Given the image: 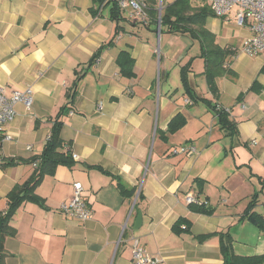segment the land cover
Masks as SVG:
<instances>
[{
    "label": "crops",
    "instance_id": "1",
    "mask_svg": "<svg viewBox=\"0 0 264 264\" xmlns=\"http://www.w3.org/2000/svg\"><path fill=\"white\" fill-rule=\"evenodd\" d=\"M143 1L140 17L115 0V18L107 1L0 0V86L7 94L30 87L33 98L3 125L10 139H0V211L35 169L30 160L62 107V149L77 155L43 177L39 202L17 208L15 234L2 243L4 264H132L135 241L150 264H222L218 235L196 238L214 232H229L237 255L264 256V231L241 218L254 195L253 210L264 216V53L242 50L249 31L236 24V8L208 16L214 42L235 51L212 93L199 41L161 30L162 8L174 0ZM121 50L134 59L133 75L120 72ZM218 109L234 130L220 123ZM176 115L184 123L170 131ZM8 159L15 163L2 166ZM118 181L135 192L123 195ZM74 182L90 219L59 210ZM187 194L213 212L191 210Z\"/></svg>",
    "mask_w": 264,
    "mask_h": 264
},
{
    "label": "trees",
    "instance_id": "2",
    "mask_svg": "<svg viewBox=\"0 0 264 264\" xmlns=\"http://www.w3.org/2000/svg\"><path fill=\"white\" fill-rule=\"evenodd\" d=\"M111 2V14L113 17L118 18L119 8L115 0H93L95 5H100L103 2ZM196 4L193 5L190 0H174L172 3L165 5L162 8L160 16L161 30L167 32L188 33L191 37L199 41L201 48V57L204 59V76L209 90L212 93L217 92L216 78L224 73L230 72L226 67V63L234 56L235 51L230 47H220L214 42V35L205 28V20L208 16H214L211 10L204 4H200L193 0ZM198 5V6H197ZM117 12V13H116ZM116 13V14H115ZM155 11L152 9L151 14L154 17ZM98 56L95 54L93 60ZM117 64L120 72L123 75H133L134 59L127 50H121L117 56ZM187 66H182L180 70L181 81L186 91L189 93V86L187 84ZM75 96V91L72 94ZM207 101L205 98H201ZM211 105V104H210ZM212 106V105H211ZM62 107L58 113L57 120L52 126L51 134L46 141L41 154L38 157H33L30 162H37L35 169L26 181L14 186L6 195L7 209L4 212L0 211V264H4V257L6 253L3 251L2 243L6 236H13L15 229L11 226L10 221L17 210V208L24 201L39 202L40 198L35 193L36 187L40 184L46 174H52L58 165H73V158L68 149L64 150L63 140L60 136L62 121L59 117L66 110ZM216 108V105L212 106ZM220 123L228 128L234 130V124L231 123L224 115L223 110H217ZM182 116L176 115L171 119L169 130H176L178 124H183ZM14 159H8L1 165H12ZM118 187L121 193L125 196L132 195L134 189L127 188L122 182L118 181ZM256 195L249 201L244 214L241 218H246L255 224L260 230L264 231V216L255 212L254 205L257 202ZM191 210L202 214H211L213 209L205 203L191 204ZM211 235H218L220 240V250L223 257L222 264H263V255H237L233 251L232 243L233 238L229 232H214L196 236L197 240L201 241Z\"/></svg>",
    "mask_w": 264,
    "mask_h": 264
},
{
    "label": "built area",
    "instance_id": "3",
    "mask_svg": "<svg viewBox=\"0 0 264 264\" xmlns=\"http://www.w3.org/2000/svg\"><path fill=\"white\" fill-rule=\"evenodd\" d=\"M121 8L129 6L134 16L144 17L146 4L143 0H116ZM206 5L214 16L222 17L236 8L235 21L240 27L249 31V36L244 40L242 50L247 55L264 53V0H195ZM32 91L30 87L12 90L9 94L0 86V139L9 140L10 136L3 133V125L13 120L16 115V105L21 103L26 108L32 104ZM30 149V146L27 147ZM193 150V148H192ZM177 151V150H176ZM180 151H186V147H180ZM76 158V154H72ZM82 184L74 182L70 197L61 203L59 210L68 216L87 220L92 217L91 209L86 205L82 197ZM188 204H200L192 194L185 196ZM154 260L135 241L132 252V264H150Z\"/></svg>",
    "mask_w": 264,
    "mask_h": 264
},
{
    "label": "water",
    "instance_id": "4",
    "mask_svg": "<svg viewBox=\"0 0 264 264\" xmlns=\"http://www.w3.org/2000/svg\"><path fill=\"white\" fill-rule=\"evenodd\" d=\"M141 223V212L138 211L135 221H134V228H137V226Z\"/></svg>",
    "mask_w": 264,
    "mask_h": 264
},
{
    "label": "rangeland",
    "instance_id": "5",
    "mask_svg": "<svg viewBox=\"0 0 264 264\" xmlns=\"http://www.w3.org/2000/svg\"><path fill=\"white\" fill-rule=\"evenodd\" d=\"M198 64H199V62H197ZM197 63H196V65H197Z\"/></svg>",
    "mask_w": 264,
    "mask_h": 264
}]
</instances>
